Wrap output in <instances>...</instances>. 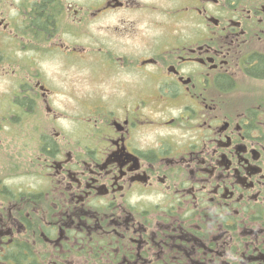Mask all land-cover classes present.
<instances>
[{
    "label": "flooded vegetation",
    "instance_id": "flooded-vegetation-1",
    "mask_svg": "<svg viewBox=\"0 0 264 264\" xmlns=\"http://www.w3.org/2000/svg\"><path fill=\"white\" fill-rule=\"evenodd\" d=\"M0 34V264H264V0H0Z\"/></svg>",
    "mask_w": 264,
    "mask_h": 264
},
{
    "label": "rangeland",
    "instance_id": "rangeland-1",
    "mask_svg": "<svg viewBox=\"0 0 264 264\" xmlns=\"http://www.w3.org/2000/svg\"><path fill=\"white\" fill-rule=\"evenodd\" d=\"M10 40H14L11 37H8ZM6 37L2 36L0 34V100L4 98V95L7 94V90L10 89V79H13V76H10L9 73L6 71H9L11 67L14 66V64H8L7 63V53L12 51V48L15 46V44L20 45V43H10ZM16 42V41H15ZM20 53L16 52L15 56H18L20 58ZM14 56V57H15ZM45 66L49 67V70L52 71L53 73H56V70L54 69V66L52 63H47ZM72 72V71H70ZM11 77V78H10ZM0 109H1V101H0ZM1 114V110H0ZM2 115H0L1 118ZM16 124L19 123L17 120L15 122ZM5 123H2V125H5ZM4 131L2 132V129L0 128V146H2L6 141H10L11 143L17 140V136L20 134L18 132H11L10 134H7L8 130L7 128L3 129Z\"/></svg>",
    "mask_w": 264,
    "mask_h": 264
}]
</instances>
